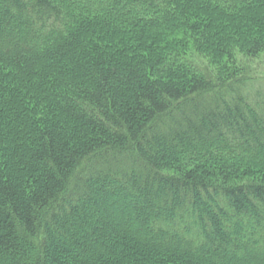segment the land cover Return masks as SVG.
I'll list each match as a JSON object with an SVG mask.
<instances>
[{
  "label": "trees",
  "instance_id": "16d2710c",
  "mask_svg": "<svg viewBox=\"0 0 264 264\" xmlns=\"http://www.w3.org/2000/svg\"><path fill=\"white\" fill-rule=\"evenodd\" d=\"M264 0H0V264H264Z\"/></svg>",
  "mask_w": 264,
  "mask_h": 264
},
{
  "label": "rangeland",
  "instance_id": "374dc122",
  "mask_svg": "<svg viewBox=\"0 0 264 264\" xmlns=\"http://www.w3.org/2000/svg\"><path fill=\"white\" fill-rule=\"evenodd\" d=\"M259 72L253 82L249 85L250 91L253 95H258L264 100V60L260 62L257 68Z\"/></svg>",
  "mask_w": 264,
  "mask_h": 264
}]
</instances>
